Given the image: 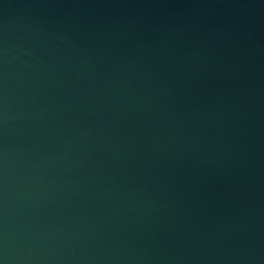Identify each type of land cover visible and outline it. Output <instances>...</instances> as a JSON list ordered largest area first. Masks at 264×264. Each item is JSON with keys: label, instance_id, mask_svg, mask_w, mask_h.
<instances>
[{"label": "water", "instance_id": "obj_1", "mask_svg": "<svg viewBox=\"0 0 264 264\" xmlns=\"http://www.w3.org/2000/svg\"><path fill=\"white\" fill-rule=\"evenodd\" d=\"M0 264H264V0H0Z\"/></svg>", "mask_w": 264, "mask_h": 264}]
</instances>
